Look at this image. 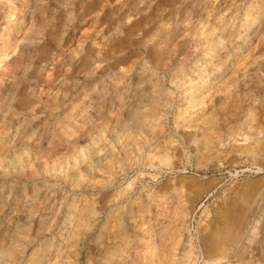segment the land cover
Wrapping results in <instances>:
<instances>
[{
    "label": "rangeland",
    "instance_id": "1",
    "mask_svg": "<svg viewBox=\"0 0 264 264\" xmlns=\"http://www.w3.org/2000/svg\"><path fill=\"white\" fill-rule=\"evenodd\" d=\"M0 84V264H264V0H0Z\"/></svg>",
    "mask_w": 264,
    "mask_h": 264
},
{
    "label": "bare ground",
    "instance_id": "2",
    "mask_svg": "<svg viewBox=\"0 0 264 264\" xmlns=\"http://www.w3.org/2000/svg\"><path fill=\"white\" fill-rule=\"evenodd\" d=\"M121 6H122V5H121ZM119 8H120V7H119ZM262 13H263V12H262ZM257 16H258V15H257ZM245 17H246V16H245ZM246 18H247V17H246ZM224 23H225V22H224ZM254 23H255V22H253V24H254ZM225 24H226V23H225ZM249 24H250V23H249ZM220 25H221V24H220ZM234 26H235V25H234ZM238 26H239V25H238ZM233 28H234V27H233ZM260 28H261V27H260ZM219 29H220V28H219ZM236 29H237V28H236ZM239 29H240V28H239ZM221 30H222V29H221ZM237 30H238V29H237ZM218 31H219V30H218ZM231 32H232V31H231ZM241 32H242V31H241ZM219 33H220V32H219ZM160 34H161V33H160ZM168 34H170V33H168ZM174 34H175V33H174ZM221 34H222V33H221ZM224 34H225V33H224ZM169 36H170V35H169ZM177 36H178V34H177ZM163 37H164V36H163ZM223 37H224V36H223ZM227 37H228V36H227ZM255 37H256V36H255ZM161 38H162V37H161ZM214 38H215V37H214ZM228 38H229V37H228ZM218 39H219V38H218ZM239 39H240V38H239ZM166 40H167V39H166ZM168 40H169V39H168ZM225 40H226V39H225ZM229 40H230V39H229ZM234 40H235V39H234ZM24 41H25V40H24ZM212 41H213V40H212ZM232 41H233V40H232ZM240 41H241V40H240ZM243 41H244V40H243ZM258 41H259V40H258ZM165 42H166V41H165ZM208 42H209V41H208ZM236 42H237V41H236ZM167 43H168V41L166 42V44H167ZM238 43H239V42H238ZM238 43H236V44H238ZM244 43H245V42H244ZM166 44H164V45H166ZM214 44H215V43H214ZM214 44H213V46H214ZM233 44H234V43H233ZM242 44H243V43H242ZM3 45H4V44H3ZM216 45H217V43H216ZM224 45H225V44H224ZM246 45H247V44H246ZM246 45H245V46H246ZM5 46H6V45H5ZM209 46H210V45H209ZM213 46H212V47H213ZM237 46H238V45H237ZM249 46L251 47V45H249ZM6 47H8V46H6ZM162 47H163V46H162ZM167 47H168V46H167ZM216 47H218V46H216ZM234 47H235V46H234ZM234 47H233V48H234ZM213 48H214V47H213ZM6 49H7V48H6ZM166 49H167V48H166ZM166 49H165V50H166ZM209 49H210V48H209ZM219 49H220V48H219ZM225 49H226V48H225ZM215 50H216L215 52H217V49H215ZM160 51H161V50H160ZM167 51H168V50H167ZM165 52H166V51H165ZM203 52L206 53V51H203ZM213 52H214V50H213ZM215 52H214V53H215ZM218 52H219V51H218ZM232 52H233V51H232ZM237 52H238V51H237ZM229 53H230V52H229ZM171 54H172V53H171ZM171 54H170V55H171ZM191 54H192V53H191ZM202 54H203V53H202ZM202 54H201V55H202ZM219 54H220V53H219ZM230 54H231V53H230ZM3 55H4V54H3ZM172 55H173V54H172ZM209 55H210V54H208V56H209ZM234 55H235V54H234ZM236 55H237V54H236ZM230 56H231V55H230ZM242 56H243V55H242ZM163 57H164V56H163ZM171 57H172V56H171ZM201 57H202V56H201ZM203 57H204V56H203ZM203 57H202V58H203ZM215 57H216V56H215ZM231 57H232V56H231ZM233 57H234V56H233ZM243 57H244V56H243ZM160 58H161V57H160ZM210 58H211V57H210ZM169 59H170V57H169ZM212 59H213V56H212ZM212 59H211V60H212ZM167 60H168V59H167ZM204 60H205V59H204ZM217 60H218V59H217ZM219 60H220V58H219ZM223 60H224V59H223ZM223 60H222V61H223ZM237 60H238V59H237ZM213 61H214V59H213ZM222 61H221V62H222ZM226 61H227V60H226ZM226 61H225V63H226ZM235 61H236V60H235ZM239 61H240V60H239ZM200 62H203V61H200ZM217 62L220 63L219 61H217ZM203 63H204V62H203ZM253 63H254V62H253ZM163 64H165V62H164ZM207 64H208V63H207ZM214 64H215V63H214ZM209 65H210V64H209ZM224 65H225V64H224ZM228 65H229V64H228ZM192 66H194V65H192ZM195 66H196V64H195ZM195 66L193 67L194 69H196ZM200 66H201V65H200ZM205 66H206V65H205ZM216 66H217V65H216ZM218 66H219V65H218ZM218 66H217V68H219ZM162 68H163V67H162ZM198 68H199V67H198ZM212 68H214V66H213ZM212 68L210 69L211 71H212ZM223 68H225V66H224ZM187 69H188V68H187ZM228 69H229V68H228ZM231 69H232V67H231ZM188 70H189V69H188ZM188 70L186 71V73H188ZM205 70H206V69H205ZM214 70H215V69H214ZM246 70H247V69H246ZM197 71H198V70H197ZM222 71H223V70H222ZM222 71H221L220 74H222ZM183 72H184V71H183ZM183 72H182V73H183ZM193 72H194V71H193ZM199 72H202V71H199ZM199 72H198V73H199ZM213 72H215V71H213ZM216 72H217V70H216ZM216 72L213 73V74L211 73V74L214 75V74H216ZM186 73H185V74H186ZM198 73L195 74V75H200V74H198ZM209 73H210V71H209ZM224 73H226V72H224ZM10 74H11V72H10ZM118 74H119V73H118ZM189 74H190V73H189ZM190 75H191V74H190ZM207 75H208V74H207ZM172 76H173V78H174V75L171 74V78H172ZM191 76H192V75H191ZM191 76H190V77H191ZM209 76H210V75H209ZM217 76H218V75H217ZM128 77H129V76H128ZM176 77H177V76H176ZM180 77H181V76H180ZM183 77H184V76H183ZM197 77H198V76H197ZM226 77H227V76H226ZM2 78H3V77H2ZM118 78H119V77H118ZM192 78H193V77H192ZM195 78H196V77H195ZM200 78H201V76H200ZM200 78H198V79L201 80ZM207 78H208V77H207ZM218 78H219V77H218ZM224 78H225V77H224ZM198 79H197V80H198ZM204 79H206V78H204ZM219 79H221V78H219ZM174 80H175V79H174ZM174 80H173V81H174ZM181 80L183 81V79H181ZM184 80H186V79H184ZM187 80H188V79H187ZM187 80H186V81H187ZM190 80H191V79H190ZM211 80H213V79H211ZM222 80H223V78H222ZM242 80H243V79H242ZM219 81H221V80H219ZM219 81H218V82H219ZM115 82H116V81H115ZM120 82H121V81H120ZM124 82H125V81H124ZM171 82H172V81H171ZM177 82H178V81H177ZM191 82H192V81H191ZM205 82H206V81H205ZM212 82H213V81H212ZM218 82H217V83H218ZM221 82H222V81H221ZM125 83H126V82H125ZM179 83L181 84V82H179ZM191 84H192V83H191ZM194 84H198V81H197V83H194ZM210 84H211V81H210ZM0 85H1V84H0ZM115 85H116V84H115ZM119 85H120V84H119ZM119 85H117L116 87H117V88L120 87ZM188 85H189V84H188ZM198 85H199V84H198ZM213 85H214V84H213ZM216 85H217V84H216ZM122 86H123V85H122ZM122 86H121V87H122ZM178 86H179V84H178ZM181 86H183V85H181ZM189 86H192V87H193V88L190 89V90H193V89H194V86H193V85H189ZM210 86H211V85H210ZM210 86H208V87H210ZM214 86H215V85H214ZM223 86H224V84H223ZM218 87H219V86H218ZM1 88H2V87H1ZM178 88H179V87H178ZM187 88H188V90H189V87H187ZM187 88H186V89H187ZM211 88H213V87H211ZM184 89H185V88H184ZM195 89H196V88H195ZM201 89H202V88H201ZM205 89H206V87H205ZM207 89H208V88H207ZM161 90H162V89H161ZM161 90H160V91H161ZM199 90H200V89H199ZM202 90H203V89H202ZM181 91H183V89H182ZM117 92H118V91H117ZM125 92H126V91H125ZM194 92H195V91H194ZM200 92H201V91H199V93H200ZM205 92H206V91H205ZM205 92H204V94H205ZM163 93H164V92H163ZM184 93H185V92H184ZM206 93H207V92H206ZM208 93H210V92H208ZM117 94H119V93H117ZM177 94H178V93H177ZM181 94H182V93H181ZM187 94H189V93H187ZM194 94H195V93H194ZM194 94H193V95H194ZM204 94H201V95L204 96ZM119 95H121V94H119ZM124 95H125V94H124ZM159 95H160V93H159ZM164 95H165V93H164ZM184 95H185V94H184ZM184 95H183V96H184ZM197 95H200V94H197ZM210 95H211V94H210ZM238 95H239V94H238ZM165 96H166V95H165ZM169 96H170V95H169ZM172 96H173V95H172ZM176 96H178V95H176ZM179 96H180V95H179ZM195 96H196V94H195ZM203 96H200V98L203 97ZM125 97H126V96H125ZM155 97H156V96H155ZM157 97H158V96H157ZM157 97H156V98H157ZM167 97H168V95H167ZM167 97H166V98H167ZM192 97H193V96H192ZM197 97H198V96H196V98H197ZM151 98H152V97H151ZM156 98H155V99H156ZM169 98H170V97H169ZM196 98H195V99H196ZM206 98H207V97H206ZM153 99H154V97H153ZM192 99H193V98H192ZM195 99H194V100H195ZM147 100H149V99H147ZM158 100H160V99H158ZM165 100H167V99H165ZM165 100H164V101H165ZM169 100H170V99H169ZM176 100H177V99H176ZM228 100H229V99H228ZM153 101H154V100H153ZM156 101H157V99H156ZM156 101H154V102H156ZM167 101H168V100H167ZM177 101H178V100H177ZM182 101H183V99H182ZM184 101H185V100H184ZM188 101H189V100H188ZM188 101H187V102H188ZM204 101H205V100H204ZM151 102H152V100H151ZM159 102H161V101H159ZM190 102H191V101H190ZM194 102H196V101H194ZM194 102H193V103H194ZM134 103H135V101H134ZM146 103H149V102H146ZM146 103L144 102V105H145ZM157 103H158V102H157ZM157 103H156V104H157ZM167 103H168V102H167ZM182 103H183V102H182ZM122 104H123V103H122ZM158 104H159V103H158ZM168 104H169V103H168ZM179 104H180V102H179ZM187 104H188V103H187ZM189 104H190V103H189ZM141 105H142V104H141ZM146 105H147V104H146ZM163 105H164V104H163ZM183 105H184V103H183ZM219 105H220V104H219ZM125 106H126V105H125ZM136 106H137V105H136ZM142 106H143V105H142ZM157 106H158V105H157ZM159 106H160V108H161V104H160ZM167 106H168V105H167ZM175 106H177V105L175 104ZM187 106H188V105H187ZM200 106H202V105H200ZM126 107H127V106H126ZM146 107H147V106H146ZM155 107H156V106H155ZM178 107H179V106H178ZM180 107H181V106H180ZM180 107H179V108H180ZM182 107H184V106H182ZM185 107H186V106H185ZM194 107H195V105H194ZM164 108H165V106H164ZM164 108H163V109H164ZM195 108H196V107H195ZM197 108H198V107H197ZM203 108H204V107H203ZM141 109H142V108H141ZM146 109H147V108H146ZM189 109H190V107H189ZM193 109H194V108H193ZM132 110H134V109L132 108ZM139 110H140V109H139ZM149 110H151V108H150ZM152 110H153V109H152ZM184 110H185V109H184ZM190 110H191V109H190ZM194 110H195V109H194ZM130 111H131V110H130ZM142 111H144V113H145L144 108H143ZM180 111L182 112V110H180ZM127 112H128V111H127ZM131 113H132V112H131ZM157 113H158V112H157ZM164 113H165V112H164ZM177 113H179V111H178ZM177 113H176V114H177ZM182 113H183V112H182ZM197 113H198V112H197ZM141 114H142V113H141ZM148 114H149V113H148ZM158 114H159V113H158ZM125 115H126V114H125ZM127 115H130V114H127ZM127 115H126V116H127ZM143 115H145V114H143ZM184 115H185V114H184ZM126 116H125V117H126ZM146 116H147V115H146ZM154 116H155V115H154ZM154 116H152V117H154ZM178 116H179V115H178ZM188 116H190V115H188ZM192 116H193V114H192ZM139 117H141V116H139ZM147 117H148V116H147ZM154 118H155V117H154ZM157 118H158V117H157ZM157 118H156V120H157ZM191 118H192V117H191ZM148 119H149V118H148ZM152 119H153V118H152ZM158 119H159V118H158ZM178 119H179V118H178ZM204 119H205V118H204ZM214 119H215V118H214ZM220 119H221V118H220ZM222 119H223V118H222ZM136 120H137V119H136ZM140 120H142V118H141ZM149 120H150V119H149ZM149 120H148V121H149ZM153 120H154V119H153ZM254 120H255V118H254ZM186 121H188V120H186ZM211 121H212V120H211ZM118 122H119V121H118ZM141 122H143V121H141ZM149 122H150V121H149ZM206 122H207V121H206ZM208 122H210V121H208ZM208 122H207V123H208ZM257 122H258V121H257ZM146 123H147V119H146ZM213 123H214V122H213ZM213 123L210 124V126H211V125L213 126ZM232 123H233V122H232ZM147 124H148V123H147ZM204 124H205V123H204ZM253 124H254V123H253ZM117 125H118V124H117ZM139 125H140V124H139ZM141 125H142V124H141ZM145 125H146V124H145ZM188 125H189V124H188ZM234 125H235V124H234ZM201 126H202V125H201ZM212 126H211V127H212ZM220 127H221V126H220ZM212 128H213V127H212ZM210 129H211V128H210ZM222 131H223V130H222ZM208 133H209V132H208ZM125 135H126V134H125ZM200 135H202V134H200ZM127 138H128V137H127ZM125 147H126V146H125ZM219 154H220V153H219ZM208 156H210V155L208 154ZM257 158H258V157H257ZM18 168H19V167H18ZM158 200H159V199H158ZM254 207H255V206H254ZM148 211H149V210H148ZM166 228H167V227H166ZM233 249L235 250V248H233ZM234 250H233V251H234ZM178 251H179V250H178ZM233 251H232V252H233ZM233 253H234V252H233ZM176 254H177V253H176ZM228 255H229V254H228ZM242 255H243V254H242ZM239 257H240V256H239ZM159 258H160V257H159ZM171 258H172V257H171ZM220 258H227V255H222ZM38 259H39V258H38ZM40 259H41V258H40ZM251 260H252V259H251ZM256 260H257V259H256ZM256 260H255V261H256ZM248 261H249V260H248ZM259 261H261V260H259ZM230 262H231V261H230ZM232 262H233V261H232ZM242 263H243V262H242ZM36 264H37V263H36ZM227 264H228V263H227ZM239 264H240V262H239ZM243 264H244V263H243Z\"/></svg>",
    "mask_w": 264,
    "mask_h": 264
}]
</instances>
